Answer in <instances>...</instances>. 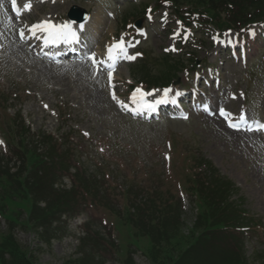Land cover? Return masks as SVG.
<instances>
[{"label": "rangeland", "instance_id": "1", "mask_svg": "<svg viewBox=\"0 0 264 264\" xmlns=\"http://www.w3.org/2000/svg\"><path fill=\"white\" fill-rule=\"evenodd\" d=\"M27 2L31 3L30 10L23 7ZM157 2L17 0L21 11L17 17L9 0H0V163L2 160L8 173L22 183L34 185L32 203L37 202L43 219L53 199L57 204L63 201L68 211L62 213L64 208L58 207L54 219L32 226L27 222L31 201L21 184L17 182L15 190L11 183L10 193L14 195L0 191V232L5 238L11 234L14 247H19L34 264H167L201 228L198 221L203 204L199 201L197 215L192 196L196 188L191 183L193 166L198 163L200 169H207L196 175L195 182L215 183L220 175L234 185L231 200L252 219V228L238 239L240 258L226 252L220 255L218 264H264V137L230 131L219 116L223 107L235 118L245 113L250 118L264 119V35L257 31L247 53L240 58L233 53L235 48L223 49L221 41L216 43L215 35L208 32L211 26L202 28L192 21L188 38H181L183 24L172 15L169 4L145 15L144 6ZM71 5L91 13L88 29L81 35L87 53H104L111 41L127 31L126 17L136 15L142 21L143 35H133L136 41L128 46L129 55L135 59L121 57L114 71L115 100L108 73L101 65L97 71L81 56L79 60L56 61L49 58L52 52L39 51L36 43L32 46V39H19V26L25 23H67ZM180 6L184 9L185 4ZM255 6L234 9V14L240 21L246 17L257 20L264 0ZM179 15L184 22L185 13ZM224 26L235 29L239 25L230 21ZM236 36L229 30L224 39L234 40ZM180 62L189 67L197 65L188 74L181 73ZM172 76L177 77L174 88L187 83L196 88L197 82L195 92L187 99L186 120L180 118V111L141 120L121 107L138 86L162 93L159 88ZM208 88L209 95L201 93ZM195 99L208 102L213 112L198 109L192 103ZM19 141L49 158L39 183L26 174V167L18 169L20 162L13 154L19 151L15 147ZM73 148L74 154L77 149L76 161L70 162L68 155ZM203 161L205 166L201 165ZM59 164L67 172L58 169ZM74 164L83 172L71 168ZM4 180L0 178L1 190ZM128 202L130 213L138 215L136 227L158 234L164 232L165 223V231L176 233V237L158 241L162 238L157 236L151 244L146 235L139 234L129 243L126 237L132 227L124 210ZM150 221L155 224L149 226ZM9 227L12 233L6 231ZM5 238L0 236V241ZM174 243L177 245L173 247ZM226 248L235 251L230 244ZM210 255L202 249L195 256L197 264L212 262ZM13 256L4 253L3 257L8 263Z\"/></svg>", "mask_w": 264, "mask_h": 264}, {"label": "trees", "instance_id": "2", "mask_svg": "<svg viewBox=\"0 0 264 264\" xmlns=\"http://www.w3.org/2000/svg\"><path fill=\"white\" fill-rule=\"evenodd\" d=\"M259 0H172L174 9L178 11V7L181 4H187L193 10H198L201 12H205L206 14H210L209 16L213 18V23L216 27H224L227 25L229 21L232 19H228V16H231L235 13V10L240 8L248 7L255 8V3ZM235 9V10H234ZM261 9L258 10V13H262ZM223 15V17H221ZM261 15V14H259ZM234 18V16H233ZM237 22V21H236ZM169 70V69H167ZM19 155L24 157L28 162L30 161L26 174H29L35 182L39 183L41 180V175L38 174V166L43 162V158L40 154H37L35 148H28L23 141L19 143ZM18 155V156H19ZM38 160V161H35ZM211 170V169H210ZM9 169L6 170V165L0 163V178H4V183L2 190L4 192H8L11 195L15 193H10L11 183L14 184V189L16 188L17 182L21 184V189L26 192L27 197L31 201V208L28 214L30 225L33 226V223L42 222L43 223V215L39 212V208L37 207V202L32 203V193H34L33 187L34 185L26 184L25 182L19 181L17 177H13L12 174L8 173ZM34 171V173H32ZM215 183H208L205 182L201 185L196 184V192L203 204V211L201 212V216L199 217V223L201 228L199 229V233L194 237V239L185 247V249H181L179 255L173 257L171 261L167 262V264H197L198 260L196 254L200 253L201 250H208L211 254L209 257L212 262H208L209 264H218L220 262V255H224L226 252L228 253H235L233 256L239 257L238 254V239L241 237L242 234L235 233L231 229L237 231L236 228H240L242 222H245L246 219L243 216L242 210H240L236 203H232L230 201V193L231 189H233V185L228 181L223 180L221 176H218L215 179ZM1 182V181H0ZM47 209L44 211L50 213L57 205V200H50ZM65 203L62 201L60 204L63 206ZM129 216V223L132 227V230L128 231V238L126 237L129 243L135 241L133 238L138 237L139 234L142 236L149 238L151 244H155V238L158 236L160 240L167 239V238H174L176 237V233L172 234L169 231H165L167 224L164 223V230L163 233L158 231V234L145 232L142 229L135 226L137 222L138 215H135L131 212V207L129 202L127 203L126 208L124 209ZM31 216V217H30ZM134 216V217H133ZM155 224L153 221L149 222V226ZM239 232V231H237ZM0 236L5 238L3 232H0ZM164 237V238H163ZM14 238L10 234L8 238H5V241H0V264H34L31 258H28L22 250L18 247H14L13 240ZM232 241L231 243L228 242ZM157 241V242H158ZM154 242V243H153ZM230 244L233 246L234 250H227L226 246ZM13 247H9V246ZM177 244L174 243L173 247ZM172 249V248H171ZM169 251V250H168ZM238 251V252H237ZM4 253H10L11 255H15L10 257V262L6 263V259H4ZM196 256V257H195ZM170 258V257H169Z\"/></svg>", "mask_w": 264, "mask_h": 264}, {"label": "snow or ice", "instance_id": "3", "mask_svg": "<svg viewBox=\"0 0 264 264\" xmlns=\"http://www.w3.org/2000/svg\"><path fill=\"white\" fill-rule=\"evenodd\" d=\"M12 10L15 12L16 16L19 17L21 15L20 9L17 7V0H11ZM25 10L31 9V3L27 2L23 5ZM0 8H3V5L0 4ZM11 20V17L8 18ZM80 29H83V25H80ZM27 32V35H26ZM42 32L45 35L43 37H37V33ZM29 37H37V39L43 40V46L47 47L49 45H58L61 43L64 44H72L78 42L79 36L76 29H74L71 23H61L55 24L49 21H43L38 24H34L28 26L27 29L21 28L19 30V39L22 41H27ZM175 50V49H173ZM133 60L135 56H130L127 53V46L125 44L123 36L116 43H113L107 48V60H97L95 53H90L87 55V59L92 62L94 66L97 67V71H99L100 65H107V73L108 80L110 83V87L113 89L112 98L116 99L115 94V84L114 80V71L116 67V62L120 58ZM171 89L163 90V97L156 101H149L146 99L147 96L153 95V93H146L142 91L140 88H137L131 96L132 104L135 106L134 110L137 112H145V111H155L156 105L160 103H165L168 100L169 93ZM179 93H177L178 95ZM175 103V100L172 101ZM121 107H126V105L121 102ZM207 110V109H206ZM219 113L225 120L228 121V126L237 131H264V122L259 121H251L250 118L247 117L245 113H240L237 118L232 119V113L228 112L224 108L219 109ZM186 118V117H185ZM243 125V128H242ZM87 135V133H85ZM0 143H3L0 141Z\"/></svg>", "mask_w": 264, "mask_h": 264}, {"label": "water", "instance_id": "4", "mask_svg": "<svg viewBox=\"0 0 264 264\" xmlns=\"http://www.w3.org/2000/svg\"><path fill=\"white\" fill-rule=\"evenodd\" d=\"M68 15H69L70 19L82 21L87 16V13L85 10L73 6L70 9ZM137 24L139 25V23H137Z\"/></svg>", "mask_w": 264, "mask_h": 264}, {"label": "bare ground", "instance_id": "5", "mask_svg": "<svg viewBox=\"0 0 264 264\" xmlns=\"http://www.w3.org/2000/svg\"><path fill=\"white\" fill-rule=\"evenodd\" d=\"M88 22V21H87ZM86 22V23H87ZM89 22H90V20H89ZM86 23H84L83 24V26L85 25V29L87 28L88 29V25H86ZM72 25H73V27H74V29H77V26H80V25H82V24H75V23H71ZM90 32H88V34H89ZM89 37H91V34H89ZM46 49H50V46H47V47H45ZM235 132V131H234Z\"/></svg>", "mask_w": 264, "mask_h": 264}]
</instances>
